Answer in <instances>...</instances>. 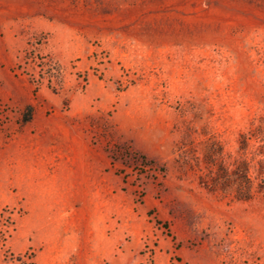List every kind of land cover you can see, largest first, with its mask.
Here are the masks:
<instances>
[{
  "label": "rangeland",
  "instance_id": "1",
  "mask_svg": "<svg viewBox=\"0 0 264 264\" xmlns=\"http://www.w3.org/2000/svg\"><path fill=\"white\" fill-rule=\"evenodd\" d=\"M263 175L264 0H0V264H264Z\"/></svg>",
  "mask_w": 264,
  "mask_h": 264
},
{
  "label": "trees",
  "instance_id": "2",
  "mask_svg": "<svg viewBox=\"0 0 264 264\" xmlns=\"http://www.w3.org/2000/svg\"><path fill=\"white\" fill-rule=\"evenodd\" d=\"M30 120V115L28 117H25L23 119L24 122H27ZM212 156L208 157V160L210 161H206V163L208 164L207 167L210 168L209 164L213 162V159H211ZM247 172H245V177H247V181L249 182V186L247 188V191L245 193H241V195H238V199H243V200H250L255 196V193L253 192V188H252V184H253V180H251V177L248 175L249 172V167L246 168ZM236 173V171H235ZM237 174V173H236ZM206 187H208L210 190H216V180L213 179V181H206L205 179L202 178L201 181ZM260 191H264V175H263V181L260 183Z\"/></svg>",
  "mask_w": 264,
  "mask_h": 264
}]
</instances>
